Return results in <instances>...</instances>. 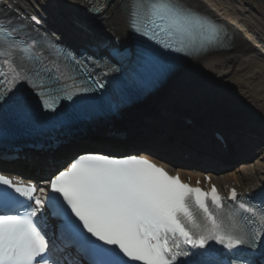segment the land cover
Here are the masks:
<instances>
[{
    "label": "snow or ice",
    "instance_id": "snow-or-ice-1",
    "mask_svg": "<svg viewBox=\"0 0 264 264\" xmlns=\"http://www.w3.org/2000/svg\"><path fill=\"white\" fill-rule=\"evenodd\" d=\"M141 7L143 22L134 10L131 26L164 49L183 51L199 43L198 50L206 51L219 39L217 26L182 0H148ZM14 32L0 26V68L8 69L0 70V85H12L0 91V101L7 102L23 81L39 88L43 107L55 111L49 97L62 90V82L52 70L35 67V40L19 41ZM46 184L20 186L0 175V264H67L50 255L56 245L39 223L45 208L57 219L63 248L76 254L71 264H225V255L227 264H264V203L252 205L235 188L230 199L240 201L238 210L224 212L215 185L206 192L145 157L107 155L80 157Z\"/></svg>",
    "mask_w": 264,
    "mask_h": 264
},
{
    "label": "bare ground",
    "instance_id": "bare-ground-1",
    "mask_svg": "<svg viewBox=\"0 0 264 264\" xmlns=\"http://www.w3.org/2000/svg\"><path fill=\"white\" fill-rule=\"evenodd\" d=\"M128 1L112 0L105 4L108 7L105 12L104 23L121 37L128 35V16L123 11L124 8L126 9ZM182 1L197 10L213 15L218 21L224 23L229 31H233L234 39L226 49L210 52L188 61L169 79L158 94L130 112L128 119L131 121L133 119L142 121V117L149 118L159 115L154 117L157 118L156 122L161 121L154 124L159 133L167 126L171 131L173 130L176 137L167 141V139L159 138L156 134L149 132L142 138L136 139V144L155 152L163 151L162 160H157L172 167L170 169L173 172H178L181 178L190 184L199 180L202 181L209 168L215 173L219 170L217 166L223 165L220 164L223 163L222 161H228L232 158L234 161L239 159L238 166L227 169L220 174L211 175L212 182L220 188L235 187L241 192L256 188L260 180L264 179V172L260 170V165L254 167L247 165L246 143L251 140L241 143L236 134L252 127L245 125L246 123H252L257 128L264 129V13L259 12L258 6L255 4H245L236 0ZM23 2L33 4L31 7L36 3L35 0H23ZM50 3L59 15L69 16L64 20L68 21L69 27L78 29L83 37L89 38L88 31L84 34L81 29V27L86 26L85 20L77 17L75 13L78 0H56L55 4L54 2ZM262 4L261 2L259 5L262 6ZM78 19L81 20L82 24L79 27L72 26L70 21ZM91 23L94 24L93 21ZM55 26L60 33L66 36L78 35L71 33L69 27L67 30L66 25L55 24ZM78 43L81 42L78 41ZM176 105L184 109L177 110L174 108L178 113L167 111ZM197 110L202 112L206 120L209 121V131L213 132L216 131L215 129H219L228 132L229 152L225 153V157L220 155L214 146H211L210 140L203 139L201 133L205 132L196 130L197 132L192 133V135L197 137L192 138L179 136V125L175 124L177 122L172 118L177 119L181 115L192 117L202 115ZM245 120H249V122ZM149 124H153V122ZM239 124H244L241 125L244 127L240 128ZM188 130L195 132L193 128ZM92 142L96 144L95 142H99V140L93 138L90 143L92 144ZM104 142L103 140L101 144ZM131 144L136 145L133 142ZM84 145V142H80L73 147H83ZM181 150L185 153L192 152L195 154L194 165L197 166L196 170L189 167L173 169V166L166 161H180L176 159L175 155L178 156ZM237 154L240 156L238 157ZM39 164V162H32V166L25 164L20 169L24 173L35 175L39 172L36 169L39 168Z\"/></svg>",
    "mask_w": 264,
    "mask_h": 264
},
{
    "label": "rangeland",
    "instance_id": "rangeland-1",
    "mask_svg": "<svg viewBox=\"0 0 264 264\" xmlns=\"http://www.w3.org/2000/svg\"><path fill=\"white\" fill-rule=\"evenodd\" d=\"M236 1H241V3H245V4L248 3V4H251V5L255 4V5L258 6L259 12L264 13V0H262V3H263L262 6L257 4L255 0H236ZM174 108L177 109V110L184 109L181 106L176 105V106H173V108L168 109L167 111L168 112H172V113H178ZM197 112L202 114V112H200L198 110H197ZM245 121L249 122V120H245ZM241 125H244V124H239L240 128L244 127V126H241ZM245 125L252 126V127L255 126L256 127V125L252 124V123H246ZM227 127H230V125H227ZM247 163H248L247 165L252 166V167H254L256 165H258V166L260 165L261 166L260 170H262V172H264V147H262L259 151H257V154L255 156H252V158L249 159V162H247ZM234 169H236V168H234ZM256 179H258V176H256Z\"/></svg>",
    "mask_w": 264,
    "mask_h": 264
},
{
    "label": "water",
    "instance_id": "water-1",
    "mask_svg": "<svg viewBox=\"0 0 264 264\" xmlns=\"http://www.w3.org/2000/svg\"><path fill=\"white\" fill-rule=\"evenodd\" d=\"M257 2H260L261 0H256Z\"/></svg>",
    "mask_w": 264,
    "mask_h": 264
}]
</instances>
